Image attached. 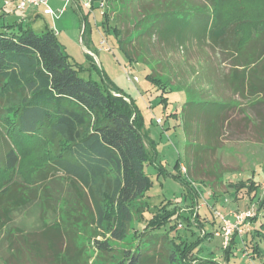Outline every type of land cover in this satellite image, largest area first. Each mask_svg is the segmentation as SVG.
Returning a JSON list of instances; mask_svg holds the SVG:
<instances>
[{
    "label": "rangeland",
    "instance_id": "374dc122",
    "mask_svg": "<svg viewBox=\"0 0 264 264\" xmlns=\"http://www.w3.org/2000/svg\"><path fill=\"white\" fill-rule=\"evenodd\" d=\"M48 1L56 14L64 9L59 18L44 16V7L10 13L1 1L0 26L26 14L36 19L35 32L54 29L70 60L86 69L83 76L100 84L105 77L133 100L144 118V131L157 148L162 171L155 164L146 166L153 182L148 193L150 209L144 216L134 215L123 240L113 239L98 225L79 183L54 173L39 188L37 199L9 215L0 233V264H116L124 252L138 246L144 254L142 264H161L166 256L164 244L160 241L150 247V234L144 230L164 204L170 203L184 216L191 214L190 189L172 177L178 174V162L182 179L198 194L200 223L215 233L213 240L202 242L208 254H200L195 264H264V208H260L264 125L258 119L264 100L258 103L257 98L238 95L228 87L234 69L259 60L261 38L243 50L214 38L205 40L199 8L211 11V0H93L90 10L83 8L87 0ZM250 7L253 13H261L264 0H247L246 8ZM89 50L97 56L94 67ZM129 71L139 78L138 83L128 81ZM148 75L160 83L151 82ZM224 106L229 123L222 129L219 112ZM4 135L0 129V156L6 150ZM18 148L23 159L17 177L32 184V168L45 161L44 147L20 144ZM239 181L246 182V187L239 189L235 185ZM252 183L259 188L256 193L248 192ZM227 228L232 230L228 244L235 242L229 254L224 252ZM179 230L188 242L204 235L198 227L187 229L185 223ZM97 242H107L110 250L101 252ZM256 246L262 256L254 252Z\"/></svg>",
    "mask_w": 264,
    "mask_h": 264
},
{
    "label": "trees",
    "instance_id": "16d2710c",
    "mask_svg": "<svg viewBox=\"0 0 264 264\" xmlns=\"http://www.w3.org/2000/svg\"><path fill=\"white\" fill-rule=\"evenodd\" d=\"M211 1V11L199 8L200 29L207 35L201 38L228 42L238 50L261 38L263 50L259 60L240 66L242 70L234 69L229 84L238 95H264V7L261 13H253L251 7L246 8L247 0ZM229 7L231 11L227 13ZM83 72L86 69L70 60L53 29L47 27L37 33L30 24L17 22L0 26V129L5 134L6 147L0 157V231L9 219L8 214L37 199L39 188L57 172L85 189L98 225L113 239L123 240L134 215L144 216L150 209L148 193L153 182L145 168L151 164L161 171L162 168L157 163V148L144 131V118L133 100L109 79L104 77L100 84L83 76ZM148 79L160 83L151 75ZM227 110L222 108L221 117H226ZM221 121L223 129L229 120ZM20 144L44 147L45 161L32 168V184L17 177L23 159ZM176 169L178 174L172 177L190 189L191 214L184 216L170 203L164 204L157 209L144 234H150V247L160 241L164 244L166 256L161 264H195L205 252L202 242L213 240L215 233L206 231L199 223L198 194L182 179L180 162ZM235 185L242 189L246 182ZM251 187L249 193L259 189L254 183ZM260 208H264V198ZM182 223L187 229L200 228L203 238L186 241L179 230ZM234 244L232 240L224 252L229 254ZM97 245L101 252L110 250L107 242ZM140 249L138 246L131 253L124 252L116 264H142L144 254ZM253 250L262 256L258 246Z\"/></svg>",
    "mask_w": 264,
    "mask_h": 264
},
{
    "label": "built area",
    "instance_id": "2783aa9c",
    "mask_svg": "<svg viewBox=\"0 0 264 264\" xmlns=\"http://www.w3.org/2000/svg\"><path fill=\"white\" fill-rule=\"evenodd\" d=\"M2 1V2H1ZM93 0H87L83 3V8L90 10L91 9V4H92ZM0 2L2 3V5L4 6V8H6L7 11H9L10 13H15V12H21L22 14L24 12H26L30 7L33 8H39V7H46L43 11L45 16H51V17H55V18H59L60 15L62 14L63 10L62 9L59 14H56V12L54 10H52L49 6H48V0H0ZM12 2H15V6L13 7L11 4ZM69 3V0L66 1V4ZM57 34V33H56ZM58 35V34H57ZM105 41H102V44L104 46ZM105 49V47H104ZM127 79L128 81L131 82H135L138 83L139 82V78L136 76H132L131 72H127ZM157 124H162L161 120H157ZM247 217L251 216V213L248 212L246 214ZM220 217L222 219L223 216L220 215ZM225 221V220H224ZM225 223L227 224V222L225 221ZM232 230L230 228H227L226 232H225V245L228 244L229 242V235H231Z\"/></svg>",
    "mask_w": 264,
    "mask_h": 264
},
{
    "label": "crops",
    "instance_id": "0c3cea01",
    "mask_svg": "<svg viewBox=\"0 0 264 264\" xmlns=\"http://www.w3.org/2000/svg\"><path fill=\"white\" fill-rule=\"evenodd\" d=\"M48 6H49V1H48ZM41 8V7H40ZM46 7H44V9H45ZM44 9H43V11H44ZM18 13V12H17ZM37 14H39V12H36V15ZM40 15V14H39ZM43 15H44V13H43ZM23 17H19L18 19H16L15 21H17V23H22L24 26H26L27 24H30L31 25V27H32V29H33V27H34V24H35V22H36V19L35 18H33V19H31V18H28L27 17V15L25 14V15H22ZM45 16V15H44ZM46 17H48V16H46ZM54 30V29H53ZM58 36V35H57ZM59 37V36H58ZM89 52H90V54L91 55H93V56H91L92 57V67H94V66H96V62H95V60L97 59V56L92 52V51H90L89 50ZM229 86V88L230 89H232V90H235L234 89V87H232V85L231 84H228ZM246 85V84H245ZM217 97H218V99L220 98V99H222V97L221 96H219V95H217ZM257 102L258 103H263V98H264V95H263V93L262 94H258L257 95ZM221 120H229L227 117H221L220 118ZM258 119H261V121L262 120H264V112H258ZM1 157V156H0ZM22 207H24V206H22ZM19 208H21V207H19ZM0 209H1V207H0ZM1 214H2V209L0 210V217H1ZM8 215H11V212H10V214H8ZM198 215V214H197ZM199 217V216H198ZM198 220H199V218H198ZM9 221H10V218L8 219V221H7V223H5V226H4V228L0 231V233L2 234L3 232H4V229L7 227V225H8V223H9ZM199 223H200V220H199ZM201 224V223H200ZM202 225H204V224H202ZM205 229V228H204ZM206 230V229H205ZM25 233V232H24ZM204 233V232H203ZM14 250H15V247H13L12 246V244H10V251L11 252H14ZM205 252H206V249H205ZM205 254H208V252H206Z\"/></svg>",
    "mask_w": 264,
    "mask_h": 264
}]
</instances>
